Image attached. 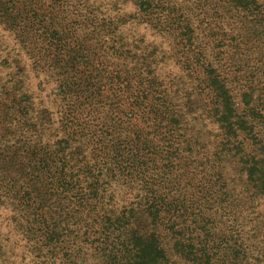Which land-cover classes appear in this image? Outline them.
Listing matches in <instances>:
<instances>
[{"label":"trees","instance_id":"1","mask_svg":"<svg viewBox=\"0 0 264 264\" xmlns=\"http://www.w3.org/2000/svg\"><path fill=\"white\" fill-rule=\"evenodd\" d=\"M228 1L246 33L264 35V0ZM144 5L152 7V0ZM93 11L90 0H0V19L36 58L35 68L56 78L64 103V134L53 145L24 142L22 152L7 142L0 146L6 152H0V205L13 206L37 258L61 254L64 264H81L87 248L73 240L83 238L109 264H171L172 253L188 264H264L256 243L264 237V94L245 100L237 114L225 68L200 46L193 50L194 31L164 14V32L183 46L180 57L191 73L201 74L206 107L221 130L216 149L192 161L196 142L178 140L181 115L158 77L132 56L129 61L128 45L119 39L101 40L103 24ZM11 105L4 123L19 118L35 128L28 105ZM227 158L234 174L220 167ZM118 177L140 186L135 206L144 201L145 208L109 207L105 185Z\"/></svg>","mask_w":264,"mask_h":264},{"label":"rangeland","instance_id":"2","mask_svg":"<svg viewBox=\"0 0 264 264\" xmlns=\"http://www.w3.org/2000/svg\"><path fill=\"white\" fill-rule=\"evenodd\" d=\"M144 2L145 0H90L94 9L93 19L103 24L100 27L103 35L101 40L111 41L108 34L119 39L128 45L129 61L132 56L135 62H139L138 65L146 67L158 77L165 99L181 115V129L176 134L178 140L184 144L196 142L195 150L199 154L192 155V161L204 158L221 143V130L206 107L207 101L200 86L201 74L191 73L187 59L180 57L183 46L164 32V14L174 15L181 30L189 26L194 31L193 50L200 46L199 50L208 59L225 68L232 78L231 95L236 103L235 109H238L237 114H242V109H245V100H253L264 94V35L260 32L250 34L251 29L246 33L243 23L234 21L228 0H152V7L142 6ZM7 6L23 9V6ZM247 26L250 27V24L247 23ZM190 55L191 52L188 57ZM35 62L36 58L31 57L9 25L0 19V146L7 142L20 152L24 150V142L41 140L53 145L64 134L60 123L64 103L56 96L58 82L49 72L35 68ZM113 62L119 61L115 59ZM125 63L129 68L134 65V62ZM227 78L231 81V78ZM247 85L251 86L249 90ZM17 101L28 105V110L24 108V111H28L29 123L35 124V128L19 118H13L10 124L3 122L5 115L11 116V104ZM119 132L123 135L131 133L126 127H121ZM90 148L91 146H85L87 154ZM82 150L84 156L86 151ZM0 152L6 153L1 149ZM223 163L225 172L234 174V160L227 158L221 162L220 167ZM135 186H138L137 183L128 186L122 177L110 180L105 185V200L111 196L109 207L116 211L145 208L144 201L135 206L142 200L143 194ZM232 187L238 192L243 189V186H236L235 183ZM185 199L188 200V196ZM15 212L8 202L0 205V264H47V258H51L52 264H64L66 261L61 259V254L37 258L34 241H29L23 234L21 225H17L14 220L17 214ZM256 214L253 211L251 217ZM145 219L142 217V220ZM85 220L91 221L89 217ZM73 241L87 248L78 257L81 264H109L103 252L101 256L97 255L93 250L94 246L89 242H82L83 238ZM73 241L71 244H74ZM256 243L264 249L263 236ZM170 256L171 264H188L180 256H173V253Z\"/></svg>","mask_w":264,"mask_h":264}]
</instances>
